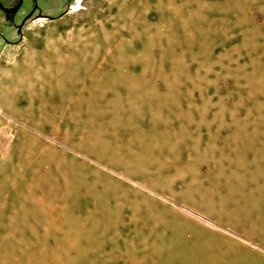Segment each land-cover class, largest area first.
<instances>
[{"label":"rangeland","instance_id":"rangeland-1","mask_svg":"<svg viewBox=\"0 0 264 264\" xmlns=\"http://www.w3.org/2000/svg\"><path fill=\"white\" fill-rule=\"evenodd\" d=\"M0 264H264V0L30 24L0 60Z\"/></svg>","mask_w":264,"mask_h":264},{"label":"flooded vegetation","instance_id":"flooded-vegetation-1","mask_svg":"<svg viewBox=\"0 0 264 264\" xmlns=\"http://www.w3.org/2000/svg\"><path fill=\"white\" fill-rule=\"evenodd\" d=\"M75 1L0 0V60L6 48L13 47L30 24L62 17Z\"/></svg>","mask_w":264,"mask_h":264},{"label":"water","instance_id":"water-1","mask_svg":"<svg viewBox=\"0 0 264 264\" xmlns=\"http://www.w3.org/2000/svg\"><path fill=\"white\" fill-rule=\"evenodd\" d=\"M22 37L19 38V40L15 41V44L21 41Z\"/></svg>","mask_w":264,"mask_h":264}]
</instances>
